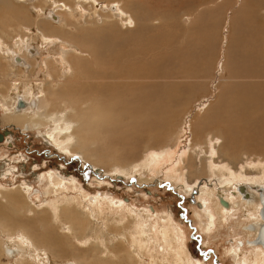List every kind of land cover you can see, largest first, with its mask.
<instances>
[{"label": "rangeland", "instance_id": "1", "mask_svg": "<svg viewBox=\"0 0 264 264\" xmlns=\"http://www.w3.org/2000/svg\"><path fill=\"white\" fill-rule=\"evenodd\" d=\"M101 1L112 2L110 4L118 6L121 14H118L117 18L110 17V13L100 11L101 7L99 5L92 6L90 1L89 3L85 0H61L63 6L68 8L69 14H73L74 17L66 14V16H70L62 22L66 23L57 25L52 20L46 23L40 18L38 20L33 18L35 8L32 9V6L39 7L38 5H40L39 8L41 9L50 6L52 8L53 4L50 3L53 2L52 0H34L33 2L13 0L11 7L0 3V24L1 21L3 25L5 24L4 26L0 25V40L6 41H1L0 46L11 45L17 36L19 38L30 36L36 29L34 27L37 23L38 25L45 24L42 27L45 31H49L52 27L49 26L51 21L53 22L52 25H55L56 31L60 29V33L59 31H57L58 33L49 31L50 35L55 33L51 37H56V34L58 37L66 38L73 36L75 40L72 39L71 43L75 42L77 47L81 48L82 51L79 53L85 51L86 56L85 54L77 55L76 58L67 56L64 59L68 64L71 61H76L78 67L75 70L77 82L80 81L83 84L80 77L86 71H90L86 76L99 74L102 76L101 81L103 79L115 80L109 84L110 86H113L119 79V88L125 89V96H127L126 86L135 91L139 79L144 85V91L138 94L132 106L126 104V98L116 101L117 103L120 102L117 107L127 108L129 109L128 112H116L115 105L110 110L119 118L133 122L131 132L126 133V135H134L133 142L134 139L135 142L132 144L116 142L117 145L114 143V149H116L114 153L101 155V162L88 159L93 156L92 150L95 149V144L82 142L73 148L72 145H75V141H72L70 145L72 149L67 146L68 141L66 139L70 140L72 137L70 135L73 134L72 129H74L72 122L68 123L70 124H67L68 126L65 122V118L67 120L72 107L68 102L61 101L60 104L62 108L66 109L65 112L63 109L59 111L60 113L56 112L59 115L54 112L56 118L61 121L63 131L60 134L62 130L60 129L58 134H55V136L57 135L55 141L49 142L44 136L48 128L45 126L44 119L40 117L41 114H47L45 108L40 114H32V117L30 114L20 117L17 114L12 115L7 108L5 109V106L8 107V103L11 102L10 96L5 97L6 103L5 100L1 101L0 128H19L25 123L23 126L30 129L27 136L33 139L26 140V142L31 141L34 150H32L33 148L29 149L22 142L12 148L9 144L11 139L8 142L0 143V185L10 189L30 186L29 200L26 202L33 209L31 214L24 212L22 216L16 218L9 216L11 213L9 208L5 207V200L0 199V206L4 207L3 209L8 214L11 223L22 226L21 228L30 234L36 246L30 241L27 242L29 246L28 244L25 245L19 241V236H13L12 244L16 246V254L14 256L8 254L4 257L0 248V264H154L155 262L157 264H176L179 258L177 256L178 251L182 245L185 246L189 254L188 264H238L239 252L247 258L252 252L248 242L253 238L247 236L248 230L243 229V227H247L250 219L243 217V215L246 216L244 208L228 212L221 209L218 193L222 191L219 198L220 195L223 198L225 194L229 196L230 193L234 192L233 189L236 187L231 188L230 186V190H222L218 175H222V177L232 176L234 178L233 185L244 184L243 187H246L247 183L253 185L254 179L259 175L264 177V131L258 132L256 128L252 129L256 134L250 129L238 135L233 133L230 128L232 130L235 128L243 129V125L246 127L244 122H252L257 117V112L245 114L244 117L238 116V121L228 119L230 117L222 112L224 106L220 104L219 98L226 100L227 90L221 91V85H223V80L231 75L229 73L225 77L226 74H224L226 73L225 68H223L225 67L226 51L231 50L230 54L235 55L239 50L245 56L252 57L251 51L258 46L264 50V1ZM121 3L123 4L122 7L119 6ZM242 6L245 7L243 10L245 16H240L241 14L237 13L240 12L239 7L241 9ZM21 19L24 20L20 21ZM232 19L238 26L234 25L237 28L231 31ZM22 22L24 24L26 22V24L24 25ZM62 26L63 28H61ZM232 32H234L233 36H231ZM212 37L214 41H212ZM206 38L209 39L205 41ZM198 43L200 44L198 45ZM101 53H106V56L102 59L103 61L101 58L99 59L102 62H96L94 57ZM0 59H3L0 62L1 65L7 62L1 54ZM2 66L0 76L4 75L8 78L15 74L13 68H7L6 65ZM83 66H86L84 71L79 69ZM163 69L164 73L162 72ZM233 80V78L225 80L226 85ZM242 81L252 84L259 82L256 75L251 78L246 75ZM89 84L91 85V83ZM62 86L66 87L64 82L58 85V87ZM63 87L61 92L65 94L66 91L65 88L63 90ZM5 88L8 89L6 85L0 84V93L1 91L4 92ZM261 90L262 88L257 91L262 93ZM155 93L160 96L159 100L157 96L154 98ZM176 95L178 99L175 98ZM146 96L148 98H145ZM171 96L173 100H171ZM41 98L45 100V94ZM230 98L237 101L233 94H230ZM86 103H90V101H86ZM175 105H177L176 108ZM217 105L219 109H217ZM169 106L173 107L175 112L173 110L172 113ZM88 114L85 116L83 126L88 125L91 121ZM166 115L168 116L166 117V124L160 125L158 133L151 135H145L149 126L148 121L132 120L136 117L151 116L152 119L159 121V117ZM33 116L38 117L34 119ZM29 117L31 118L29 119ZM231 123L233 124L230 125ZM250 131L252 133H249ZM18 136L21 135L18 133ZM25 139L26 136H24ZM58 140L60 141L58 142ZM112 141L114 142V140ZM14 145L16 144L14 143ZM65 149L68 151H63ZM102 151L104 152V150ZM112 157L118 161L114 162ZM146 160H151V164L143 163ZM256 162L258 164H255ZM227 167L229 172L226 170ZM258 172L259 174H257ZM52 173L57 178H65L66 181L58 187L57 191L51 187L50 177H48ZM229 173L231 175H228ZM35 190H38V193H34ZM231 200L233 202L232 196ZM96 201L97 203H95ZM1 202L3 203L1 204ZM65 206L71 208L76 206L78 208L76 213L80 214L81 219L86 217V221L83 220L86 224V230L84 229L82 232L75 224V228H72L73 231L74 229L77 231L68 233L70 223L67 216L64 217L66 215ZM51 210H54L53 214ZM97 214L98 216H96ZM138 214L150 215L148 220L150 224L146 221L145 227L153 239L145 246L144 250L133 254L131 250H133V242L137 236L135 234L142 228L137 225L138 222L134 219V217L139 216ZM53 215H56L55 219L58 218L57 223H54ZM210 216L213 217L210 218ZM61 224L66 225L62 226ZM99 225L101 226L99 227ZM166 233L167 235H165ZM168 234L171 237H168ZM121 236L124 238L121 239ZM87 238L88 240H85ZM124 240L127 243L123 245ZM244 264H248V262H244Z\"/></svg>", "mask_w": 264, "mask_h": 264}, {"label": "bare ground", "instance_id": "2", "mask_svg": "<svg viewBox=\"0 0 264 264\" xmlns=\"http://www.w3.org/2000/svg\"><path fill=\"white\" fill-rule=\"evenodd\" d=\"M13 0H0V3H2L3 5L9 7L12 4ZM31 2H33L34 0H29ZM51 1V0H50ZM53 7H43V9L39 8L40 5H38L39 7H35L32 6V9L35 8L34 11V17L36 20H38L39 18L42 21H45L46 23L49 20L54 21V23L56 22L57 25L61 24H65L62 23L67 17H70L72 15L69 14L68 8L63 6V3L61 2V0H52ZM83 1V0H81ZM87 2H91L92 6L95 5H99L100 11H105L107 13H110V17H116L118 14H121L120 8L115 4L111 5L110 3H105L104 1L101 0H85ZM106 1V0H105ZM264 1V0H263ZM89 2V3H90ZM107 2V1H106ZM22 3V2H21ZM28 3V2H27ZM49 3V4H50ZM84 4V2H82ZM32 4V3H31ZM30 4V5H31ZM67 4V3H65ZM242 4V3H241ZM1 5V4H0ZM25 5V4H24ZM78 5V4H77ZM76 5V7H77ZM86 5V4H84ZM115 5V7H114ZM243 5V4H242ZM26 6V5H25ZM48 6V4H47ZM69 6V5H68ZM87 6V5H86ZM91 6V5H90ZM119 6H123V4H119ZM11 7V6H10ZM70 7V6H69ZM75 7V8H76ZM89 7V6H88ZM20 8V7H19ZM27 8V7H26ZM30 8V7H29ZM46 8V9H44ZM74 8V9H75ZM93 8V7H91ZM244 6L239 7L240 12H237L238 14L240 13V16H245V14H243V10H244ZM21 9V8H20ZM15 10V9H14ZM27 10V9H26ZM30 10V9H29ZM70 10V9H69ZM72 10V9H71ZM85 11V10H84ZM95 11V9H94ZM10 12V11H9ZM19 12V11H18ZM23 12V11H21ZM28 12V11H27ZM74 12V11H73ZM133 12V11H132ZM12 13V12H11ZM29 13V12H28ZM33 13V12H32ZM8 14V13H7ZM17 14V13H16ZM66 14H69L70 16H66ZM93 14V13H92ZM33 15V14H32ZM100 15V14H99ZM248 15V14H247ZM250 15V14H249ZM248 15V16H249ZM7 16V15H6ZM11 16V15H10ZM20 16V15H19ZM18 16V17H19ZM30 16V15H29ZM28 16V20L30 19ZM217 16V15H216ZM252 16V15H251ZM22 17V16H21ZM20 17V18H21ZM25 17V15H24ZM74 17V16H72ZM15 18V17H14ZM19 18V19H20ZM12 19V17H11ZM26 19V18H25ZM70 19V18H69ZM6 20V19H5ZM17 20V19H15ZM24 19H21L20 21H23ZM231 20V31L235 28H237V24L234 20ZM7 21V20H6ZM31 21V20H30ZM8 22V21H7ZM13 21H11L12 23ZM18 22V21H17ZM68 22V21H67ZM15 23V22H14ZM23 23V22H22ZM53 22L50 21L49 26H52L50 28L49 31H56V28L54 27L55 25H52ZM2 24V21H1ZM0 24V25H1ZM7 24V23H6ZM13 24V23H12ZM19 24V23H18ZM24 24V23H23ZM26 24V22H25ZM24 24V25H25ZM29 24V21H28ZM30 24H32L30 22ZM36 24V22H35ZM40 24V23H39ZM5 25V24H4ZM2 24V26H4ZM10 25V24H9ZM20 25V24H19ZM38 25V23H37ZM34 28H36L33 32V34H29L30 36H22L19 38V36H17V39L12 43L10 41V43H12L11 45H9V43H7L9 46H0V48L2 47L1 51V55L4 59L7 60L6 63H3L2 65H6L7 68H13L15 74L12 75V77H6V76H0V84H4V86L6 85L7 88H5L6 90L1 91L0 93V106H1V101H4L6 103V96H10L9 98H11V102L8 103V107L5 106V109L7 108V110L9 111V113H11L12 115H16L22 117L23 115L25 116V114H30L32 117L33 115L36 114H40L42 112V110L45 108L47 110V114H41L40 117L42 119H44V123L46 124L45 126H47L48 130L46 133H44L45 137L48 139L49 142H54L55 140V134L62 129L61 127V121L59 119H57L55 116V113L58 111H61L62 109L64 110L63 112L66 111L65 108L61 107V101L63 102H68L72 107H71V112L69 113V115H65L67 116V120L65 118V122L66 125L70 122H72V125L74 126L72 129L73 130V134L70 135L73 137V139L70 138V140L66 139L68 142L69 148L71 147V143L72 141H75V145L73 144V148L74 146H78L80 144L83 143H92L95 144V149L92 150L93 151V156L89 157L88 159H90L91 161H95V162H101L102 160V156L101 155H107V153L110 154V152L114 153V143L115 145L116 142L121 143H134L133 142V136H128L126 135V133H130L133 127V122L132 121H126L123 120V118H119L115 113L110 112V110H112V106L115 105L116 108V112L118 113H126L129 111V109L127 108H123V107H117L119 105V103H117L116 101H121V99L126 98L127 102L126 104L129 105H133L134 101L136 99V97L138 96V94H141L144 91V85L142 84V80L139 79L137 80V88L135 91H132L128 86H126V91H127V96H125V89L124 88H119V79L114 83L113 86H110L109 84L113 83L114 81L112 79H110L109 81H107L106 79H103V81H101L100 79L102 78V76H100L99 74L93 76V75H88L90 71H86L84 72V74L80 77L81 81L83 84L76 81V75H75V70L78 69L77 67V63L76 61H71L69 64L67 62L64 61V59L67 58V56H72L75 57L77 55H84L85 51H83L81 54L79 53L80 50L76 43L72 42L75 40V37H58V35L56 34V37H51V35L54 33H52L51 35L49 34L50 32L47 30L45 31L44 28L42 26H44L45 24H40ZM67 25V24H66ZM65 25V26H66ZM75 25V24H74ZM234 25H237L236 27ZM1 26V27H2ZM8 26V25H7ZM28 26V25H27ZM35 26V25H34ZM61 26V25H60ZM78 26V25H77ZM20 27V26H19ZM22 27V26H21ZM24 27V26H23ZM11 28V27H10ZM15 28H16V24H15ZM18 28V27H17ZM25 28V27H24ZM33 28V27H32ZM31 28V29H32ZM33 28V29H34ZM63 28V26L61 27ZM3 29V28H2ZM28 29V28H25ZM1 30V29H0ZM7 31V30H6ZM16 31V30H15ZM25 31V30H24ZM60 33V29L57 30ZM55 33H58V32ZM230 31V32H231ZM8 32V31H7ZM31 32V31H30ZM49 32V33H48ZM67 32V31H66ZM5 33V31H4ZM54 33V34H55ZM232 32L231 36H233ZM11 34V33H10ZM206 34V33H205ZM69 35V32H68ZM207 35V34H206ZM209 35V34H208ZM16 37V36H15ZM2 38V37H1ZM217 38V37H216ZM206 38L205 41H207ZM213 39V37L211 38ZM231 39V38H230ZM1 41L6 42L5 40L1 39ZM166 41V40H165ZM178 41V40H177ZM210 41V40H209ZM214 41V39L212 40ZM8 42V41H7ZM66 42H70V43H66ZM82 42V41H81ZM162 42V41H161ZM233 42V41H232ZM147 43V42H146ZM157 43V40H156ZM231 43V42H230ZM200 43H198L199 45ZM1 45V44H0ZM146 45V44H145ZM143 45V46H145ZM82 46V45H80ZM86 46V45H85ZM188 46V45H187ZM263 46V45H262ZM186 48V47H185ZM191 48V47H190ZM208 48V47H207ZM210 48V47H209ZM205 51L206 48H204ZM211 49V48H210ZM241 50H243L242 48H240ZM234 50V49H233ZM232 50V52H234ZM87 51V50H86ZM89 51V50H88ZM145 51V50H144ZM226 61H225V71L226 76L230 73V77L225 79L226 81L233 78L234 80L230 83H225V80H223V85L221 88V91L225 92L226 90V100H222L221 98H219L220 100V104H222L224 107L223 114H226V116H229L230 118L228 119H236L238 121V116H242L244 117L245 114H250L251 112H257V117L258 119H254L252 122H244L246 123V127L243 125V129H236L232 130L230 128V130L233 133H236V135H238L239 133L242 132H246L248 131V129H250L252 131V129H256L258 130V132L260 130L264 131V50L262 47H257L256 49L252 50L251 52V56H245L243 52L237 50L235 55H231V50H227L226 51ZM89 53V52H87ZM143 53V52H142ZM181 53V52H180ZM204 53V52H202ZM234 54V53H232ZM180 55V54H179ZM189 55V54H188ZM187 55V56H188ZM192 55V54H191ZM86 56V54H85ZM106 56V53H101L99 55H97L96 57H94L97 61H99V59L101 58L104 59V57ZM187 58V57H186ZM93 59V58H92ZM3 59H0V62ZM78 60V59H77ZM99 62H102V61ZM193 60V59H192ZM67 61V60H66ZM105 63V62H104ZM0 64V69H2V66ZM197 65V64H196ZM96 66V64H95ZM105 66V65H104ZM86 66L83 67H79L80 70L84 71L83 69ZM245 68H248V70H245ZM232 72H230V71ZM7 71V70H6ZM81 71V72H82ZM95 71V70H94ZM2 72V71H0ZM99 72V71H98ZM164 73V69L162 71ZM185 73V72H184ZM8 74V73H7ZM166 74H168V72H166ZM187 74V73H186ZM6 75V74H5ZM10 75V74H9ZM172 75V74H170ZM248 75L250 78L253 77V75H256L257 80L259 81L256 84H252V83H245L242 81V79ZM156 76V75H155ZM87 81V82H86ZM90 81V82H88ZM61 82H64V85H66V87H63V90L65 88V94L64 92H61V88L62 87H58V85H60ZM91 83V85L89 84ZM69 84V85H68ZM74 84V85H73ZM220 86V87H221ZM228 86V87H227ZM259 86V87H258ZM224 87V88H223ZM258 87V88H257ZM2 88V87H1ZM262 88L261 92L259 93L257 90ZM226 89V90H224ZM234 89V90H233ZM256 89V90H255ZM62 90V91H63ZM233 90V91H232ZM187 91V90H186ZM230 91V92H228ZM6 94V95H5ZM45 94V100H42V96L44 97ZM177 94V93H176ZM230 94H233L234 97L237 99V101H234L230 98ZM3 96V97H1ZM155 96L158 97V100L160 99V96L158 94H154V98H156ZM170 96V95H169ZM175 96V95H174ZM180 96V95H178ZM182 96V95H181ZM22 98L26 104V107H24V109H22L21 111H19L18 113H16V106L18 103V99ZM224 97V96H223ZM145 98H148L147 96ZM169 98V97H168ZM177 98V95L176 97ZM189 98V97H187ZM248 98V101H247ZM254 98V99H253ZM170 99V98H169ZM168 99V100H169ZM178 99V98H177ZM253 99V100H252ZM155 100V99H154ZM171 100L172 96H171ZM86 101H90V103H86ZM176 101V100H175ZM178 101V100H177ZM190 101V100H189ZM8 102V101H7ZM176 103V102H175ZM232 103H234L232 105ZM4 104V103H2ZM63 105V104H62ZM66 105V104H65ZM4 106V105H3ZM48 108H47V107ZM64 106V105H63ZM174 106V105H173ZM177 105H175L176 108ZM218 106V105H217ZM59 108V109H58ZM171 108V112L173 113V110L175 112V109H173V107ZM1 109V107H0ZM4 109V110H5ZM219 109V106L218 108ZM108 110V111H107ZM6 111V112H8ZM45 111V110H44ZM3 112V111H2ZM55 112V113H54ZM221 112V114H222ZM8 113V114H9ZM54 113V114H53ZM60 113V112H59ZM59 113L57 115H59ZM68 113V112H66ZM87 113H89V117L91 118V121L89 122L88 125L83 126L85 123V116L87 115ZM53 114L50 118L49 116ZM64 114V113H63ZM215 114V113H214ZM218 114V113H217ZM29 115V116H30ZM219 116V115H218ZM29 117V119L31 118ZM35 117L38 116H33V118L35 119ZM46 117V118H45ZM166 117H168L167 115L165 117H159V121L158 120H154L151 118V116H147L145 118H134L132 120L134 121H148L149 122V126L147 131L145 132V135H151L154 133H158L157 131L160 129V125L162 124H166L165 121H167ZM27 118V117H26ZM223 118V117H222ZM46 119V120H45ZM32 120V119H31ZM40 120V119H39ZM217 120V119H216ZM242 120V119H241ZM169 121V120H168ZM171 121V120H170ZM181 121V120H180ZM222 121V120H221ZM229 121V120H228ZM64 122V121H63ZM220 122V121H219ZM233 122V121H232ZM31 123V122H30ZM29 123V124H30ZM180 123V122H179ZM178 123V124H179ZM216 123V122H215ZM234 123H237L234 121ZM240 123V122H238ZM25 124V123H24ZM23 124V125H24ZM227 124V123H226ZM233 123H231L230 125H232ZM22 125V127H23ZM27 125V124H26ZM32 125V124H31ZM42 125V124H41ZM70 125V124H68ZM67 125V126H68ZM71 125V126H72ZM75 125H78V127H75ZM176 125V122H175ZM180 125V124H179ZM229 127H232L230 126ZM262 125V127H261ZM181 126V125H180ZM32 127V126H31ZM240 127V126H239ZM40 128V127H38ZM67 128V127H65ZM64 128V130H65ZM72 128V127H71ZM224 128V127H223ZM228 128V127H227ZM226 128V129H227ZM241 128V127H240ZM229 129V128H228ZM63 129L61 130L60 134L62 133ZM69 131V132H70ZM171 131V130H170ZM249 133H252V132ZM261 132V131H260ZM66 133V131H65ZM142 133V132H141ZM256 134V132H253ZM58 134V133H57ZM69 134V133H68ZM231 134V133H229ZM171 135V134H170ZM63 136V135H62ZM65 136V135H64ZM67 136V135H66ZM166 136V135H165ZM169 136V135H168ZM167 137V136H166ZM66 138V137H64ZM143 139V138H142ZM53 140V141H52ZM62 140V139H61ZM114 140V142L112 141ZM57 141V139H56ZM60 140H58L59 142ZM63 142V141H61ZM57 143V142H56ZM65 143V142H64ZM123 143V144H124ZM262 143V142H261ZM61 144V143H60ZM66 145V144H65ZM58 146V145H57ZM66 146V147H67ZM231 146V145H230ZM64 147V146H63ZM263 147V146H262ZM62 149V148H61ZM68 149V148H67ZM67 149L63 150L66 151ZM72 149V147H71ZM77 149V148H76ZM101 149V150H100ZM104 150V152L102 151ZM68 151V150H67ZM78 151H80L78 149ZM91 151V150H90ZM118 151V149H117ZM74 152V151H73ZM76 152V151H75ZM86 152V151H85ZM81 153V152H80ZM116 153V152H115ZM213 153V152H212ZM85 154V153H84ZM186 154V153H184ZM113 158V157H112ZM140 159V158H139ZM183 159V157H182ZM173 160V159H172ZM171 160V161H172ZM113 161L116 162L118 161V159L113 158ZM183 161V160H182ZM181 161V164H182ZM260 162V161H259ZM263 162V161H262ZM143 163H146V165L151 164V160H146ZM142 163V164H143ZM104 164V163H103ZM155 164V163H154ZM165 164V163H164ZM180 164V163H179ZM255 164H258L257 162ZM115 165V164H114ZM118 165V164H117ZM125 165V164H124ZM127 165V164H126ZM183 165V164H182ZM211 166V164H209ZM154 166V165H153ZM152 166V167H153ZM222 166V165H221ZM220 166V167H221ZM225 166V165H223ZM222 166V167H223ZM260 166V165H258ZM264 166V165H263ZM115 167V166H114ZM128 167V165H127ZM149 167V166H147ZM191 167V166H190ZM226 167V166H225ZM125 168V167H124ZM145 168V167H144ZM263 168V167H262ZM123 169V168H122ZM148 169V168H146ZM155 169V168H154ZM178 169V168H177ZM221 169V168H220ZM226 169V168H225ZM157 170V168H156ZM214 170V168H213ZM222 170V169H221ZM228 170V167L227 169ZM153 171V170H151ZM180 171V170H179ZM215 171V170H214ZM262 171V170H261ZM109 172V171H108ZM126 172V171H125ZM158 172V170H157ZM178 172V171H177ZM217 172V171H216ZM222 172V171H221ZM229 172V170H228ZM51 173V172H50ZM218 173V172H217ZM223 173L225 174V172L223 171ZM157 175V173H155ZM221 174V173H220ZM259 174V172L257 173ZM261 174V173H260ZM184 175V173H183ZM228 175H231L230 173ZM177 176V175H175ZM179 176V175H178ZM235 176V175H234ZM240 176V175H239ZM48 177H50V181H51V187L55 188V191L58 190V187L61 186L64 181L65 178L63 177H56L54 173L49 174ZM182 177V176H181ZM238 177V176H236ZM173 178V177H172ZM178 178V177H177ZM241 178V177H239ZM183 179V178H182ZM218 179L221 181V189L222 190H230L233 186L236 187V189L234 188V192L230 193L232 198H233V202L231 200V196L229 194L225 196L220 195L219 198V193H218V199H219V205L221 206V209H223L224 211L226 210L227 212L230 210H234V209H242L244 208V212H246V216L243 215L244 218L246 219H250L249 222L247 223V227H243V229L248 230V232L246 233L247 236L252 237L254 240L256 238L257 235V230L259 227V224L262 222L260 217H259V211L261 210V204L259 203V189H264V177L259 175L257 178L254 179L253 181V185H248V183L246 184V187H243L244 184L242 185H233L234 183V178L232 176H227V177H222V175H218ZM178 180V179H177ZM54 181V182H52ZM66 182V181H65ZM184 182V181H183ZM218 183V181H217ZM251 183V182H250ZM75 184V183H72ZM239 184V183H238ZM66 185V184H65ZM231 186V188H230ZM240 186V187H239ZM242 186V187H241ZM30 186L26 185V186H20V188H13L10 189L4 185H0V199L5 200V207L9 208V211L11 213V215L9 216H15L17 218V216H22L24 214V212L31 214L33 207L28 204L26 201L29 200V194L31 189L29 188ZM50 187V188H51ZM64 187V186H63ZM62 187V188H63ZM52 188V189H54ZM67 188V187H66ZM215 188V187H214ZM50 189V190H52ZM65 189V187H64ZM216 189V188H215ZM213 189V190H215ZM251 190V191H247ZM49 190V191H50ZM61 190V189H60ZM59 190V191H60ZM207 190V189H206ZM14 191V192H13ZM53 191V190H52ZM216 191V190H215ZM232 191V190H231ZM218 192V191H217ZM57 193V192H56ZM214 193V192H213ZM227 193V192H226ZM229 193V192H228ZM236 193V194H235ZM60 194V193H59ZM83 194V193H82ZM223 194V193H222ZM22 199H21V198ZM85 198V197H84ZM89 199V198H88ZM208 199V198H207ZM71 200V199H70ZM98 200V199H97ZM63 201V200H62ZM73 201V200H71ZM208 201V200H207ZM61 202V201H60ZM231 202V203H230ZM3 202H1L2 204ZM66 203V201H65ZM64 203V204H65ZM83 203V202H82ZM86 203V202H85ZM92 203V202H91ZM97 203V201L95 202ZM55 204V203H54ZM60 204V203H59ZM69 204V203H68ZM71 204V203H70ZM81 204V203H80ZM84 204V203H83ZM94 204V203H93ZM57 205V204H56ZM49 206V205H48ZM64 206V205H61ZM85 206V205H84ZM88 206V205H87ZM58 207V205H57ZM72 207V205H71ZM69 206H65V214L64 211L62 213V215L67 219L68 222L70 223L69 227L67 225V227L69 228L67 231L68 233H73L74 231H77L73 228L74 225L76 224L77 227L83 232L85 229V221H86V217L84 218L85 221H83L80 216L79 213H76V211H78V208H76V206L74 208H71ZM80 207V206H79ZM241 207V208H240ZM4 207L0 206V248L2 249L3 255L4 257L8 255V253L10 252V256H14L15 253V245L12 244V237L13 236H19V241H21L23 244H28L27 242L30 241L31 244H34V239L30 236V234L28 232H26L23 228H21L20 226L15 225V223H11L10 219L8 218V214H6L5 209H3ZM81 208V207H80ZM119 208V207H118ZM49 209V207H48ZM61 209V207H60ZM64 209V208H63ZM72 209V210H71ZM248 209V210H247ZM46 210V209H45ZM94 210V209H93ZM54 211V210H53ZM53 211L51 210L52 214ZM58 211V210H56ZM82 213V210H80ZM95 211V210H94ZM211 211V209H210ZM216 211V210H215ZM60 212V211H59ZM58 212V213H59ZM89 212V211H88ZM93 212V211H92ZM222 212V211H221ZM220 212V213H221ZM45 213V212H44ZM61 213V212H60ZM141 213V212H139ZM210 213V212H209ZM56 214V213H55ZM84 214V213H83ZM106 214V213H105ZM148 214V213H147ZM244 214V213H243ZM91 215H93L91 213ZM136 215V214H135ZM139 215V214H138ZM60 216V214H59ZM58 216V217H59ZM85 216V215H84ZM98 216V214L96 215ZM95 216V217H96ZM150 216V215H149ZM149 216L148 215H139L136 218L134 217V219H136V221L138 222V226H141L142 228L135 234L136 239L134 240V246H133V254L138 253L139 251L141 252L142 250L145 249V246H147V244H149L151 242V239H153V237L151 238V234L150 232L147 230V228L145 227V223L146 221L149 223ZM226 216V215H225ZM56 215H53V221L54 223H57V219H55ZM102 217V216H101ZM213 216H210V218H212ZM51 218V217H49ZM100 218V217H99ZM14 220H16L15 218H13ZM88 219V216H87ZM92 219V218H91ZM120 219V218H119ZM133 219V218H132ZM19 220L21 221V219L19 218ZM98 220V219H97ZM100 220V219H99ZM56 221V222H55ZM91 222V221H89ZM88 222V223H89ZM151 222V221H150ZM68 223V224H69ZM87 223V226H89ZM172 223V222H171ZM91 224V223H89ZM93 224V223H92ZM150 224V223H149ZM174 224V223H173ZM62 226H65L66 224H61ZM73 225V226H72ZM75 225V226H76ZM175 225V224H174ZM54 226V225H53ZM101 225H99L100 227ZM105 226V225H104ZM255 227V229H251V227ZM250 227V228H249ZM53 228V227H52ZM57 228V227H56ZM75 228V227H74ZM175 228V227H174ZM59 229V228H58ZM87 229V228H86ZM85 229V230H86ZM107 230V229H106ZM112 230V229H111ZM114 230V229H113ZM56 231V230H55ZM54 231V232H55ZM59 231V230H58ZM80 231V232H81ZM63 232V231H62ZM81 232V234H82ZM163 232V231H162ZM53 233V232H52ZM100 233V232H99ZM109 233V232H108ZM115 233V232H114ZM165 233V230H164ZM176 233V232H175ZM56 234V232L54 233ZM84 234V233H83ZM86 235V234H85ZM90 235V234H89ZM97 235V234H96ZM164 235V234H163ZM167 235V233L165 234ZM176 235V234H175ZM118 236V235H117ZM67 237V236H66ZM74 237V236H73ZM85 237V236H84ZM92 237V236H91ZM135 237V236H134ZM133 237V238H134ZM164 237V236H163ZM166 237V236H165ZM168 237H171L170 234H168ZM54 238V237H53ZM86 238V237H85ZM90 238V237H89ZM124 238L121 236V239ZM159 238V237H158ZM176 238V237H175ZM47 239V238H46ZM56 239V238H54ZM76 239V237H75ZM178 239V237H177ZM38 240H40L38 238ZM79 240V238H78ZM84 240V239H83ZM85 240H88L85 239ZM99 240V239H98ZM97 240V241H98ZM126 240V239H125ZM124 240V241H125ZM171 240V238H170ZM176 240V239H175ZM174 240V241H175ZM184 240V239H183ZM18 241V242H19ZM82 241V240H81ZM120 241V240H119ZM133 241V240H132ZM172 241V240H171ZM29 242V243H30ZM47 242H49L47 240ZM52 242V240L50 241V243ZM59 242V241H58ZM85 242V241H84ZM89 242V241H88ZM123 242V241H122ZM130 242V241H129ZM154 242V241H153ZM157 242V241H155ZM163 242V241H162ZM177 242V241H176ZM184 242V241H183ZM252 242L251 240L248 242L250 243ZM72 243V242H71ZM79 243V242H78ZM83 243V241H82ZM127 243L126 241L123 242ZM159 243V242H158ZM167 243V242H166ZM38 244V243H37ZM86 244V243H85ZM104 244V243H103ZM102 244V245H103ZM106 244V243H105ZM41 245V244H40ZM59 245V244H58ZM61 245V244H60ZM82 245V244H80ZM101 245V244H99ZM119 245V244H118ZM128 245V244H126ZM249 245V244H248ZM20 246V245H19ZM18 246V247H19ZM29 246V244H28ZM32 246V245H31ZM30 246V248H31ZM36 246V245H35ZM62 246V245H61ZM34 247V246H32ZM55 247V246H54ZM73 247V246H72ZM119 247V246H118ZM132 247V245H131ZM170 247V246H169ZM179 247V246H178ZM250 249L252 250L250 257H246L244 254H242L241 252H239V262L238 264H244V262H248V264H264V246L260 245V244H255V243H250L249 245ZM24 248V246H23ZM39 248V247H38ZM41 248V247H40ZM58 248V247H57ZM104 248V247H103ZM150 248V247H149ZM51 249V248H50ZM82 249V248H81ZM99 249V248H98ZM236 249V248H235ZM21 250V249H20ZM28 250V249H27ZM26 250V251H27ZM32 250V249H31ZM34 250V249H33ZM38 250V249H37ZM41 250V249H40ZM85 250V249H84ZM168 250V249H167ZM23 251V250H22ZM25 251V250H24ZM29 251V250H28ZM36 251V250H35ZM45 251V250H44ZM106 252V251H105ZM111 252V251H110ZM173 252V250H172ZM26 253V252H25ZM31 253V252H30ZM34 253V252H33ZM36 253V252H35ZM109 253V252H107ZM113 253V252H112ZM132 253V252H131ZM245 253V252H244ZM1 254V253H0ZM24 254V253H23ZM40 254V253H39ZM38 254V255H39ZM126 254V253H125ZM30 255V254H28ZM127 255V254H126ZM176 255V254H175ZM17 256V255H16ZM40 256H42L40 254ZM109 256V255H108ZM116 256V255H115ZM138 256V255H137ZM179 258L176 262V264H188L189 262V254L187 249L185 248L184 245H182L181 249L178 251V255ZM2 257V256H1ZM27 257V256H26ZM34 257V256H33ZM37 258V256H35ZM39 257V256H38ZM53 257V256H52ZM126 257V256H125ZM133 257V256H132ZM140 257V256H139ZM16 258V257H15ZM130 258V257H129ZM128 258V259H129ZM137 259V257H135ZM134 258V259H135ZM29 259V257H28ZM79 259V258H78ZM141 259V258H140ZM139 259V260H140ZM248 259V261H247ZM36 260V259H35ZM133 260V259H132ZM33 261V260H32ZM56 261V260H55ZM83 261V260H82ZM134 261V260H133ZM176 261V260H175ZM238 261V260H237ZM71 264V263H70ZM154 264H157V262H155ZM161 264V263H160ZM170 264V263H169ZM175 264V263H174ZM237 264V263H236Z\"/></svg>", "mask_w": 264, "mask_h": 264}, {"label": "flooded vegetation", "instance_id": "3", "mask_svg": "<svg viewBox=\"0 0 264 264\" xmlns=\"http://www.w3.org/2000/svg\"><path fill=\"white\" fill-rule=\"evenodd\" d=\"M18 130V131H17ZM30 132V129L25 128L24 126H20L19 128H0V143L8 142V140H12L11 142H9L10 147L14 148L17 146L18 143H24L26 144L27 147H29V149H32L34 145H32V142L29 141V143L26 142V140H33L32 138H28V133ZM18 133L21 136H18ZM24 136H26V139L24 140ZM14 143L16 145H14ZM47 144V143H46ZM34 150V148L32 149ZM34 191V190H33ZM38 190H35L34 193H38Z\"/></svg>", "mask_w": 264, "mask_h": 264}, {"label": "water", "instance_id": "4", "mask_svg": "<svg viewBox=\"0 0 264 264\" xmlns=\"http://www.w3.org/2000/svg\"><path fill=\"white\" fill-rule=\"evenodd\" d=\"M24 107H26V104L24 102V100L20 97L18 99V103L16 106V113H18L19 111H21L22 109H24ZM259 203L261 204V210L259 211V217L261 219V223L259 224L258 230H257V235L256 238L254 240H251L252 242L250 243H255V244H260L262 246H264V189H259ZM250 228V227H249ZM255 229V227H251L250 230ZM250 243H248L250 245ZM10 254V252L8 253Z\"/></svg>", "mask_w": 264, "mask_h": 264}]
</instances>
